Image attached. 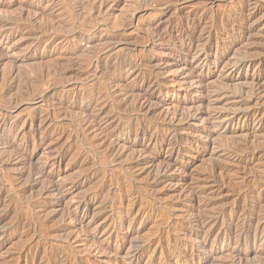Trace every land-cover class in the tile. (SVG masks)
Segmentation results:
<instances>
[{
    "label": "rangeland",
    "instance_id": "374dc122",
    "mask_svg": "<svg viewBox=\"0 0 264 264\" xmlns=\"http://www.w3.org/2000/svg\"><path fill=\"white\" fill-rule=\"evenodd\" d=\"M247 1L0 0V264H264V230H256L264 200L245 214L246 198L264 199V121L234 118L247 85L229 78L264 81V0L252 36L239 40L235 20L257 6ZM239 54L254 62L233 69ZM176 138L180 153L171 150ZM236 145L257 152L241 155ZM151 165L168 167L155 186L140 172ZM239 176L254 179L244 193ZM202 186L220 193L217 202L203 196L186 209H222L227 220L161 259L175 240L164 226L186 213L167 210L177 204L173 190ZM133 191L135 210L154 209L122 223ZM239 217L252 220L247 233L238 234Z\"/></svg>",
    "mask_w": 264,
    "mask_h": 264
},
{
    "label": "bare ground",
    "instance_id": "6f19581e",
    "mask_svg": "<svg viewBox=\"0 0 264 264\" xmlns=\"http://www.w3.org/2000/svg\"><path fill=\"white\" fill-rule=\"evenodd\" d=\"M249 1V0H248ZM247 1V2H248ZM261 1H263V0H261ZM259 3H261L260 2V0H256V4H257V6H255V7H253L255 10V12L254 13H249L246 9H242L241 11H240V14H239V16L237 17V20H235V24H240V22H241V26H239V28L241 29L240 30V34H241V36H240V38H239V40H242V39H244V38H246V37H251L252 36V33H253V30L256 28L255 26H252V25H248V24H250L251 23V20H252V18L257 14L256 12L259 10V7H258V5H260ZM251 4V3H250ZM256 4H254V5H256ZM247 5V4H246ZM249 5V4H248ZM247 5V6H248ZM262 5V4H261ZM261 5H260V7H261ZM245 7V6H244ZM249 7H250V5H249ZM264 7V6H263ZM247 8V7H246ZM252 10V9H251ZM251 10H250V12H251ZM246 11L248 12V13H246ZM258 15V14H257ZM236 16V15H235ZM264 16V15H263ZM217 17V16H216ZM262 17V16H261ZM221 18V17H220ZM258 18V17H257ZM214 19H216V18H214ZM236 19V18H235ZM262 19V18H261ZM258 20V19H257ZM16 21V20H15ZM132 21V20H131ZM209 21V20H208ZM218 22V21H217ZM231 23V22H230ZM229 23V24H230ZM233 23V22H232ZM253 23V22H252ZM255 23H256V21H255ZM54 25V24H53ZM52 25V26H53ZM255 25V24H254ZM47 27H48V25H46ZM45 26V27H46ZM238 28V29H239ZM127 29V28H126ZM212 29V28H211ZM256 32V31H255ZM257 33H258V31H257ZM262 34H263V32H261ZM256 34V33H255ZM81 35V34H80ZM259 35V34H258ZM264 35V34H263ZM193 36V33L192 32H188V31H184V33L182 34V37L184 38V39H189V38H191ZM256 37H257V34L255 35ZM260 36V35H259ZM115 37V36H114ZM234 37V36H233ZM262 37V36H261ZM261 40V39H260ZM234 41H235V39H234ZM247 41H248V39H247ZM262 41H264V39L262 40ZM237 42V41H236ZM257 42V41H256ZM255 42V43H256ZM242 43V42H241ZM259 43H261V42H259ZM264 43H262V45H263ZM261 45V46H262ZM263 47H264V45H263ZM236 49V48H235ZM235 49H234V51H235ZM262 49V48H261ZM239 51V50H238ZM262 51V50H261ZM236 53V52H235ZM262 53V52H261ZM264 53V52H263ZM262 53V54H263ZM238 54V53H237ZM236 54V55H237ZM235 55V54H234ZM260 55V54H259ZM263 56H264V54H263ZM249 57V56H248ZM248 57H246V56H240V54H239V56L238 57H236L237 59L236 60H234V61H231V62H229L230 63V67H233V69L234 68H237V69H241V68H243V67H245V66H250L251 65V63L252 62H254V56L252 57V58H248ZM260 57V56H259ZM255 58H256V56H255ZM262 58V57H261ZM260 58V59H261ZM97 59V58H96ZM262 60V59H261ZM260 62V61H259ZM228 63V62H227ZM232 69V70H233ZM128 70V69H127ZM60 71V70H59ZM118 71V70H117ZM157 73V72H156ZM244 78L245 80H243V81H245L244 82V85H247L246 87H242V86H240V88H238V86L241 84V82H240V84L237 86V88H238V94H239V100H236V101H234V105L236 106V109H237V111L235 112V116H234V118L235 117H239V118H242V117H244V118H246V119H252V120H258L257 122L258 123H261V122H263L264 121V107L262 108V109H260V108H255V107H251V103H253V102H258V104L260 103V102H262V104L261 105H263V100H264V81H263V78H262V76L260 75V74H258V75H256V76H251V78L249 79V78H246V76H240V77H236L234 74H230V79H239V78ZM248 77V76H247ZM241 80V79H240ZM237 83H235L236 85H237ZM237 88H234V89H237ZM217 90V89H216ZM236 92V91H235ZM225 95V94H224ZM217 97H215V98H217V99H219L218 97H220V96H218V95H216ZM217 99H215V100H217ZM236 99V98H235ZM263 99V100H262ZM157 104V103H156ZM254 104V103H253ZM253 104H252V106H253ZM256 105H257V103H256ZM261 105H259L260 107H261ZM259 106H257V107H259ZM140 108V107H139ZM143 108V107H142ZM149 110V109H148ZM233 112V111H232ZM175 115V114H174ZM181 115V114H180ZM186 115V114H185ZM175 117V116H174ZM165 118H167V117H165ZM164 118V119H165ZM172 118V117H171ZM176 118V117H175ZM183 118V117H182ZM82 120V119H81ZM166 120V119H165ZM170 120V119H169ZM175 120V119H174ZM174 120H172V121H174ZM182 120V119H181ZM171 121V120H170ZM251 121V120H250ZM84 122V121H83ZM179 122V121H178ZM174 122H172V124H173ZM172 124H170V125H172ZM173 127H175L174 125H172ZM144 128V127H143ZM214 129H212L213 131H216L217 129L215 128V127H213ZM145 129V128H144ZM209 129V128H208ZM216 129V130H215ZM211 130V129H210ZM209 130V131H210ZM212 130H211V133H212ZM208 134H207V136L206 137H210V132H207ZM252 133V132H251ZM154 134V133H153ZM246 134V133H245ZM248 134V133H247ZM190 139V138H189ZM199 140V139H198ZM109 144V143H108ZM180 141H179V139H177L176 138V141H174L173 142V144H172V147H171V150H172V152H178V153H180L181 152V147H180ZM247 145V144H246ZM229 147V146H228ZM236 151L238 150V151H240L241 152V155L243 154V153H245V155L247 154V153H250L249 152V149H250V151L252 150V152L253 151H256L257 152V149L256 148H253V149H251L250 147H249V149H248V147L247 146H244V145H236ZM258 148V147H257ZM261 150H264V144H263V147L261 146V147H259ZM107 151V150H106ZM118 151V150H117ZM122 151V150H121ZM232 151V150H231ZM237 151V152H238ZM108 154L110 153V154H115L116 155V153L114 152V149H112V148H110V149H108ZM264 152V151H263ZM255 152H253V154H254ZM252 154V155H253ZM263 154V153H262ZM261 154V155H262ZM119 155V154H118ZM240 155V156H241ZM249 155V154H248ZM140 156V155H139ZM111 157V156H110ZM134 158V157H133ZM139 159V158H138ZM137 159V160H138ZM3 160V159H2ZM29 160V159H28ZM140 163H142V162H139V163H137V164H140ZM164 163V162H163ZM233 163V162H232ZM145 164V163H144ZM152 164V163H151ZM152 165H154V164H152ZM152 165L151 166H149L150 168H152L151 170L150 169H147V170H143V171H140V172H147L148 174H149V176H151L150 178H151V180H152V186H155V185H157V184H159L163 179H162V174L165 172V170H167L168 169V167L166 166L163 170H158V172L156 171V169H154L153 167H152ZM237 165V164H236ZM238 165H240V164H238ZM247 165V164H246ZM148 166V165H147ZM242 166V165H241ZM241 166H240V168H241ZM244 166V165H243ZM242 166V167H243ZM214 167V166H213ZM142 168H144V167H142ZM147 167H145V169H146ZM222 168V167H221ZM239 168V167H238ZM247 168H248V166H247ZM139 169H141V168H139ZM218 169H219V166H215L214 167V172H217L218 171ZM244 169V168H243ZM264 169V168H263ZM133 170V169H132ZM136 170H138V168L136 169ZM135 170V171H136ZM212 170V171H213ZM262 170V169H261ZM36 171V170H35ZM131 171V170H130ZM168 171V170H167ZM226 171V170H225ZM42 172V170H39L38 171V174L39 173H41ZM132 172V171H131ZM224 172V171H223ZM263 172H264V170H263ZM43 173V172H42ZM139 173V172H138ZM220 173V172H219ZM225 173V172H224ZM26 174V173H25ZM136 174V173H135ZM147 174V175H148ZM213 174V173H212ZM27 175V174H26ZM34 175V174H33ZM37 175V174H36ZM40 176H41V174H39ZM214 175H215V173H214ZM223 175V174H222ZM225 175V174H224ZM29 176H31V175H29ZM40 176H37V177H40ZM143 176V175H142ZM148 176V177H149ZM227 176V175H226ZM249 176V175H248ZM255 176V175H254ZM262 177L264 176V173L261 175ZM129 177V176H128ZM137 177V176H136ZM147 177V176H146ZM210 177V176H209ZM208 177V178H209ZM216 177V176H215ZM215 177H213V178H215ZM240 177V176H239ZM30 178V177H29ZM34 178V177H33ZM130 178V177H129ZM141 178V177H140ZM212 178V179H213ZM217 178V177H216ZM221 178H223V177H221ZM241 178V177H240ZM27 179H28V177H27ZM143 179H144V177H143ZM230 179L231 178H229V181H230ZM242 179V178H241ZM240 179V180H241ZM248 179V178H247ZM246 179V177L244 178V180L242 179L241 181H242V185L240 186V188H239V191L240 192H242V193H244L245 191V187H248L249 186V184H250V182L252 183V181L254 180V179H251V180H247ZM49 180V179H48ZM131 180V179H130ZM150 180V179H149ZM216 180V179H215ZM37 181V180H36ZM232 181V180H231ZM237 181H238V179H237ZM20 182V181H19ZM133 182V181H132ZM214 182H216V181H214ZM218 182V181H217ZM220 182V181H219ZM238 182H240V181H238ZM122 183V182H121ZM120 183V184H121ZM146 183V182H145ZM235 183V182H234ZM4 184V183H3ZM50 184V183H49ZM124 184V183H123ZM126 184V183H125ZM177 184V183H176ZM219 184V183H218ZM223 184V183H222ZM226 184V183H225ZM221 184H219V186H220ZM224 185V184H223ZM251 185V184H250ZM253 185V184H252ZM2 186V185H1ZM198 186V185H197ZM235 186L237 187V185L235 184ZM235 186H232V188L234 187V189H236L237 190V188L235 187ZM41 187H43V186H41ZM51 187L54 189V190H58L59 189V186H57V184L56 185H51ZM126 187H127V185H126ZM45 188V187H44ZM47 188H49V185H48V187ZM128 188V187H127ZM134 188V187H133ZM136 188V187H135ZM147 188V187H146ZM224 188V187H223ZM250 188V187H249ZM248 188V189H249ZM257 188V187H256ZM120 189H122L121 187H120ZM129 189V188H128ZM127 189V190H128ZM151 189V188H150ZM153 189V188H152ZM155 189V188H154ZM43 190V189H42ZM41 190V191H42ZM117 190H119V189H117ZM124 190V189H123ZM139 190V189H138ZM158 190V189H157ZM221 190V189H220ZM229 190V189H228ZM41 191H40V193H41ZM44 191L45 190H43V193H44ZM50 191H52V190H50ZM116 191V190H115ZM132 191V190H131ZM159 191V190H158ZM158 191H157V193H158ZM219 191V190H218ZM53 192V191H52ZM121 192H123V191H121ZM134 192V191H133ZM132 192V193H133ZM154 192H155V190H154ZM154 192H153V194H154ZM163 192V191H162ZM173 192H174V194L173 195H175L176 196V198H174V196H173V198H174V200L177 202V204L176 203H174V202H170V204H167L166 206H167V210L169 211L170 210V207L171 208H173V210L175 209V210H184V211H186V213H187V215H186V213H185V215L184 216H182L183 217V220H181V222L182 223H180V222H174V223H172L171 221L169 222H167V226H164V225H161V226H164L165 228H167V230H166V232L167 233H169V234H171V236L172 235H174L175 237H174V243L171 245V246H168L166 249H164V251H162V254H160L161 256H160V258L161 259H163V258H168V257H172V256H178L181 252H183V249L184 248H187V247H189V244L186 242V241H190L191 239H194L193 237L195 236V238L198 236V235H200V233H202V232H204L205 233V238H207L209 235H210V232H211V227L213 226V225H210V226H208L209 225V223H211V222H216L217 220L219 221V220H227L226 219V217L228 216V212L226 213L225 211H222V209H220L218 212H210V211H207V210H205V212L204 211H201L200 213L198 212L197 214H196V207H198V206H192L190 209H186V206H187V203L188 202H191L192 200H194V199H196V198H201V197H203V196H206V198H210V200H211V202H210V204H215L216 202H217V197L219 196V192H215L216 194H218V196H214V195H211V193L210 194H208L207 193V190L205 189V188H203V186L202 187H199V188H194V187H189L188 189H182V190H179L178 191V189L176 190V189H174L173 190ZM209 192H211V191H209ZM236 192V191H235ZM45 193H47V192H45ZM131 193V194H132ZM135 193L136 192H134L133 193V197H132V200L134 201L135 199H136V197L138 196L139 197V195H135ZM141 193V192H140ZM152 193V192H151ZM239 193V192H238ZM42 194V193H41ZM51 194V193H50ZM50 194H48V195H50ZM56 194H59V193H56ZM55 194V195H56ZM145 194V193H144ZM159 194V193H158ZM212 194H214V193H212ZM215 194V195H216ZM240 194V193H239ZM47 195V194H46ZM52 195V194H51ZM125 195V194H124ZM135 195V196H134ZM226 195V194H225ZM39 196V195H38ZM127 196H129V194L127 195ZM167 196V195H166ZM169 196V195H168ZM172 196V195H171ZM170 196V197H171ZM247 196V195H246ZM131 197H129V198H131ZM140 197H142V196H140ZM159 197V196H158ZM162 197V196H161ZM220 197V196H219ZM218 197V198H219ZM222 197H223V195H222ZM242 197V196H241ZM2 198V197H1ZM163 198V197H162ZM237 198V197H236ZM142 199V198H141ZM150 199V198H149ZM171 200H172V198H170ZM129 200V199H128ZM131 199H130V201H132ZM153 200H154V198H153ZM165 200V199H164ZM174 200H172V201H174ZM197 200V199H196ZM221 200V199H220ZM264 199H263V197H261V196H251V197H248V198H246V202H245V205L247 206H253L254 207V209H252L251 208V210L250 209H248L247 210V212L245 213L246 214V216H252L255 212H257V208L258 207H260V205H261V203H262V201H263ZM137 201V200H136ZM136 201H134L132 204H128V206H121V208H123L122 209V211L120 210L119 212V217H120V221L123 223L124 221H135V220H138L137 218L140 216V215H143V212H145L146 213V211H150V210H152V209H154V208H152L151 206H150V204H148V205H146V206H142V208H140L139 207V209H137V210H135V205H136ZM140 201V200H139ZM136 202V203H135ZM142 202V201H141ZM158 202V201H157ZM111 203V202H110ZM121 203V202H120ZM164 203H166L165 201H164ZM123 204H124V202H123ZM218 204V203H217ZM102 205V204H101ZM138 205V204H137ZM142 205H144V203L142 204ZM244 205V206H245ZM213 206V205H212ZM216 207V206H215ZM218 207H220V206H217V208ZM162 208H164V207H162ZM240 208V207H239ZM248 208V207H247ZM244 209H246V207L244 208ZM243 209V210H244ZM259 209V208H258ZM212 210V209H211ZM224 210V209H223ZM261 210V209H260ZM164 211V210H163ZM216 211V210H215ZM151 212V211H150ZM165 212V211H164ZM181 212V211H180ZM231 212V211H230ZM243 212V211H242ZM176 213V212H175ZM151 214V213H150ZM157 214V213H156ZM164 214V213H163ZM230 214V213H229ZM239 214V213H238ZM258 214V213H257ZM145 215V214H144ZM191 215H195V219L194 220H196V221H198V224L195 226L194 224H193V220L191 219L192 217H190V218H188L189 216H191ZM241 215V214H240ZM111 216V215H110ZM159 216V215H158ZM160 216H162V214L160 215ZM164 216V215H163ZM163 216L161 217V218H163ZM175 216H176V214H175ZM178 217L179 216H181V215H177ZM188 216V217H187ZM230 216V215H229ZM261 216V215H260ZM262 216H263V218L261 217L260 219H259V223H257V225H256V230H264V213L262 214ZM165 217V216H164ZM170 217L171 216H168L167 218H169L170 219ZM181 217V218H182ZM231 217V216H230ZM255 217V216H254ZM157 218V217H156ZM160 218V217H159ZM159 218H157V219H159ZM114 219V218H113ZM141 219V218H140ZM173 219V218H172ZM239 219H241L242 220V218H240L239 217ZM119 220V219H118ZM117 220V221H118ZM167 220V219H166ZM179 220V219H178ZM177 220V221H178ZM257 220H258V218H257ZM112 221V220H111ZM161 221H163V220H161ZM243 222L239 225V226H237V227H239L238 228V234L239 233H247L248 231H250V229H251V227H252V224H253V222H252V220H246V219H244V220H242ZM155 222V221H154ZM114 223V222H113ZM133 223V222H132ZM164 223V222H163ZM239 223V222H238ZM157 224L158 223H155V225L157 226ZM180 224H182V225H180ZM212 224V223H211ZM141 225V224H140ZM154 225V226H155ZM160 224H158V226H159ZM254 225V224H253ZM129 226V225H128ZM236 227V228H237ZM157 228V227H156ZM155 228V229H156ZM163 228V227H162ZM135 231V230H134ZM160 232H163V231H160ZM165 232V233H166ZM126 233H130V230L128 229V231H127V229H126ZM154 233V232H153ZM166 233V234H167ZM256 233V232H255ZM183 235V237H182V239H179L181 236ZM154 236V235H153ZM160 237V236H159ZM137 238V237H136ZM150 238V237H149ZM231 238V237H230ZM172 239V238H171ZM184 239H186L185 241H184ZM148 240V239H147ZM205 240H207V239H204V241L203 242H205ZM172 241V240H171ZM196 242V241H195ZM159 243V242H158ZM172 243V242H171ZM143 244V243H142ZM150 244V243H149ZM144 245H145V243H144ZM165 245V244H164ZM196 244L194 243H192V248L194 249V247H196L195 246ZM198 246H200V245H198ZM140 247V246H139ZM148 248V247H147ZM59 249V248H58ZM102 249V248H101ZM60 250V249H59ZM100 250V249H99ZM161 250V249H160ZM26 252V251H25ZM158 253H160V252H158ZM52 254V253H51ZM56 254V253H55ZM67 254V253H66ZM53 256V255H52ZM59 256V255H58ZM76 256V255H75ZM133 258H134V261H136V263L137 262H139L140 260H139V258H138V256L136 255V253L135 254H132L131 255ZM57 257V256H56ZM54 258V257H53ZM151 258V257H150ZM58 259V258H57ZM67 259V258H66ZM63 260V259H62ZM169 260V259H168ZM42 261V260H41ZM55 261V260H54ZM82 261V260H81ZM149 261V260H148ZM43 262V261H42ZM63 262V261H62ZM159 262V261H158ZM238 262V261H237ZM78 263V262H77ZM83 263V262H82ZM156 263V262H155ZM160 263V262H159ZM69 264V263H68ZM153 264V263H152Z\"/></svg>",
    "mask_w": 264,
    "mask_h": 264
}]
</instances>
